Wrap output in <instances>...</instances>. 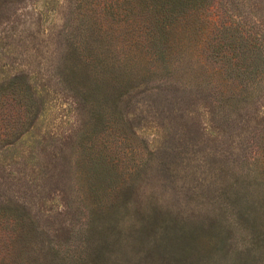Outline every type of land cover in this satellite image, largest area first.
<instances>
[{
  "label": "rangeland",
  "instance_id": "rangeland-1",
  "mask_svg": "<svg viewBox=\"0 0 264 264\" xmlns=\"http://www.w3.org/2000/svg\"><path fill=\"white\" fill-rule=\"evenodd\" d=\"M141 3L0 0V206L33 222L36 253L86 250L90 205L126 202L219 224L200 264H264V0H212L167 67L149 55ZM87 18L136 78L116 104L66 80L65 46ZM88 60L86 80L102 79ZM90 158L114 172L95 202ZM10 229L0 223V264L20 249Z\"/></svg>",
  "mask_w": 264,
  "mask_h": 264
},
{
  "label": "trees",
  "instance_id": "trees-1",
  "mask_svg": "<svg viewBox=\"0 0 264 264\" xmlns=\"http://www.w3.org/2000/svg\"><path fill=\"white\" fill-rule=\"evenodd\" d=\"M211 2L212 0H142L141 5L147 11L143 15V21L148 25L142 34L147 41L150 57L160 59L167 67L174 47L181 41L184 33L198 25L200 11L209 7ZM76 36L82 39L77 41L73 38L65 46L63 71L66 80L81 84L87 89L90 83L93 85L92 92L99 93L104 102L110 101L113 95L111 92H114L111 100L117 102L120 90L133 88L135 84L136 78H130L124 70L128 64L123 62L124 59H116L121 60L119 65L110 61L115 53L110 50L109 42L101 27H98L96 19L90 22L87 18L85 28ZM87 58L96 64L100 62L99 68L104 75L102 79L94 77L92 81L86 80V76L89 77L88 69L93 70ZM107 74L111 77L109 81L105 77ZM20 79L23 81V78ZM29 100L31 106L36 107L37 103L33 98L30 97ZM96 116L101 120L104 118L100 112ZM114 118L117 122H123L121 115L115 113ZM88 172L85 190L95 202L102 193V184L104 186L112 182L114 172L104 159L95 158L89 159ZM90 207L88 236L83 243L86 250L65 254L54 250V253L49 254L33 251L34 240L37 238L36 229L21 208L0 206V223L10 224L13 243L16 248L20 244L13 263L128 264L130 260H137L143 264H200L204 259L202 255L208 253L209 243L207 240L205 242V237L216 235L220 227L212 221L205 229L202 224L179 219L157 207L148 212L139 210L133 213L126 202L109 205L94 203ZM123 220L128 223L126 227L120 225ZM37 254L39 255L36 256Z\"/></svg>",
  "mask_w": 264,
  "mask_h": 264
}]
</instances>
